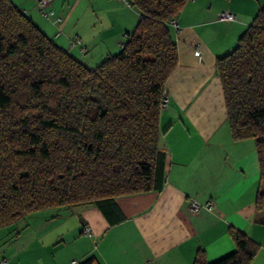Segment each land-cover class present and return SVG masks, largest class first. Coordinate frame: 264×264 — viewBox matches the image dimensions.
Instances as JSON below:
<instances>
[{
    "label": "trees",
    "instance_id": "trees-1",
    "mask_svg": "<svg viewBox=\"0 0 264 264\" xmlns=\"http://www.w3.org/2000/svg\"><path fill=\"white\" fill-rule=\"evenodd\" d=\"M189 0H129L140 18L118 53L89 67L12 0H0V229L49 208L94 206L165 183V82L177 66L172 21ZM235 140L252 138L264 209V2L234 48L217 57ZM236 250L207 263L252 264L258 244L232 226ZM78 264H101L96 255Z\"/></svg>",
    "mask_w": 264,
    "mask_h": 264
},
{
    "label": "crops",
    "instance_id": "crops-1",
    "mask_svg": "<svg viewBox=\"0 0 264 264\" xmlns=\"http://www.w3.org/2000/svg\"><path fill=\"white\" fill-rule=\"evenodd\" d=\"M12 1L89 67L118 53L121 36L138 20L121 0H50L49 17L37 0ZM259 6V0H189L174 19L177 27L171 24L178 61L165 82L168 101L159 120L162 189L117 197L108 216L94 206L49 208L32 224L1 228L7 264H78L91 254L101 264H192L200 250L212 263L236 250L230 226L258 244L252 264H264L255 142L232 138L215 71L216 58L234 48ZM89 8L98 12L94 21L85 14ZM225 10L235 20H220ZM76 37L81 44L72 45ZM196 44L200 58L193 53ZM193 201H212L213 208L193 212Z\"/></svg>",
    "mask_w": 264,
    "mask_h": 264
},
{
    "label": "built area",
    "instance_id": "built-area-1",
    "mask_svg": "<svg viewBox=\"0 0 264 264\" xmlns=\"http://www.w3.org/2000/svg\"><path fill=\"white\" fill-rule=\"evenodd\" d=\"M50 0H37V6L39 7V10L40 12L46 16V17H49L53 14V10L52 9H49L47 8L46 6L48 5ZM125 5L127 6H131L129 0H121ZM235 14L230 12V11H222L220 14H219V19L222 20V21H232V20H235ZM172 24L177 27V25L175 24L174 20L172 21ZM60 32V31H59ZM58 32V33H59ZM73 44H81V40L80 38L76 37L73 41H72V45ZM120 46L122 47L123 46V42H120ZM82 51H85L84 48L81 49ZM194 55L198 58L201 57V49H200V45L199 44H196L195 45V48H194ZM167 101H168V98L167 96H165L163 98V100L161 101V109H163L166 105H167ZM201 208H206V209H209L211 210L213 208V202L212 201H208L206 202L205 204H200L196 201H193L191 204H190V209L191 211L193 212H197L199 211ZM0 264H7V260L6 258L0 253Z\"/></svg>",
    "mask_w": 264,
    "mask_h": 264
},
{
    "label": "rangeland",
    "instance_id": "rangeland-1",
    "mask_svg": "<svg viewBox=\"0 0 264 264\" xmlns=\"http://www.w3.org/2000/svg\"><path fill=\"white\" fill-rule=\"evenodd\" d=\"M256 1H258V0H256ZM260 1V3H262V2H264V0H259ZM122 2V1H121ZM123 3V2H122ZM124 4V3H123ZM125 5V4H124ZM126 6V5H125ZM47 7V6H46ZM48 8V7H47ZM128 8H131L132 10H134L136 13H137V16H138V20H139V18H140V14H139V12L137 11V9L135 8V7H133V6H128ZM50 9V8H49ZM85 14H87L88 15V17H89V19L91 20V21H94V18H95V16H96V14H98V12H94L91 8H89V10H87V12H85ZM138 20H137V22H138ZM130 32V31H129ZM121 38H122V40L124 41L125 39H126V35H122L121 36ZM120 48V47H119ZM43 210H38V211H36V212H33V213H31V214H28L22 221H20V223H18V227H21L23 224H25V223H30V224H32V223H34L38 218H39V215H41V213H43L42 212ZM45 212V211H44Z\"/></svg>",
    "mask_w": 264,
    "mask_h": 264
}]
</instances>
